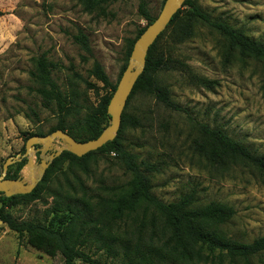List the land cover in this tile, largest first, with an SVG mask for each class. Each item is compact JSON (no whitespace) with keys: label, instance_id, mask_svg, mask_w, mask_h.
I'll return each mask as SVG.
<instances>
[{"label":"rangeland","instance_id":"rangeland-1","mask_svg":"<svg viewBox=\"0 0 264 264\" xmlns=\"http://www.w3.org/2000/svg\"><path fill=\"white\" fill-rule=\"evenodd\" d=\"M143 1L147 13L156 18L163 0ZM139 3L118 1L105 5L102 11L87 13L77 0H0V174L8 158L24 153L28 134L50 135L58 120L55 108H44L35 92L31 77L35 60L44 58L50 63L51 78L82 107L76 118L81 117L109 91L90 76L93 63L102 67L112 85L120 79L126 41L146 26L138 14ZM197 4L264 44V0H197ZM79 33L88 40V55L73 40ZM167 36L168 30H164L162 53L171 63L168 70L157 74V80L176 108H167L153 97L135 95L122 113L135 117L139 127L123 131V147L136 155L138 162L155 167V172L146 175L159 200L175 202L192 193L197 205H227L235 214L220 229L232 240L250 243L264 236V178L241 166L216 170L197 157L191 146L202 124L222 130L254 155H264V64L229 52L225 39L201 24L193 37L181 44L168 43ZM109 125L110 119L104 129ZM66 148L60 140L49 147L35 146L36 187L45 173L40 161L48 163L52 153L59 149L68 152ZM22 160L25 163L17 180L29 184L28 163ZM22 160L10 165L7 174L15 173ZM84 164L87 172L64 165L37 200H21L4 212L16 221L48 225L58 219L52 210L53 192L59 191L79 205L81 183L86 199L94 205L100 198H112L130 179L113 153H95ZM124 229L128 226L117 232L122 234ZM86 253L100 264H118L96 248ZM0 264L63 262L60 255L50 258L35 250L0 221ZM251 264H264V255Z\"/></svg>","mask_w":264,"mask_h":264},{"label":"trees","instance_id":"trees-1","mask_svg":"<svg viewBox=\"0 0 264 264\" xmlns=\"http://www.w3.org/2000/svg\"><path fill=\"white\" fill-rule=\"evenodd\" d=\"M118 1L125 0H77L87 13L102 11L105 5ZM138 14L146 22V26L139 29L133 39L126 41V63L135 40L155 19L145 10L143 0L138 5ZM198 24L223 37L229 52H237L241 57L264 64V44L250 39L225 20L212 17L200 8L197 0H186L173 15L165 29L168 30L167 42L178 45L192 38ZM163 34L164 31L149 47L144 70L135 82L126 105L135 95L141 94L155 98L167 108H176L168 91L157 80V74L168 70L171 63L170 58H165L162 53ZM73 40L85 54H90L85 35L79 33ZM34 66L31 77L36 84L35 92L44 108H55L58 118L49 134L60 130L81 143L96 139L110 119L107 107L119 79L112 85L102 67L93 63L90 76L109 91L100 97L96 107L87 109L81 117L76 118L82 107L73 96L69 97L60 91L51 78L50 63L44 58H38ZM87 86L95 89L93 85ZM261 90L264 96V77ZM137 127L139 121L135 117L122 113L116 137L97 151L80 158L69 152L61 153L51 162L38 187L30 194L5 197L0 193V221L9 230L25 238L27 244L35 250L50 258L60 255L63 264H100L86 253L92 248L104 252L118 264H251L253 259L264 255V236L250 243H242L228 238L222 232L220 227L235 214L231 207L214 202L197 205L192 193L181 196L175 202L166 203L152 193L146 174L155 172V167L138 162L136 155L126 151L122 143L123 131ZM197 133L191 149L210 167L223 171L241 166L264 178V155H254L245 145L232 140L219 129L200 124ZM33 136L42 137V134H28L25 142ZM95 153L115 154L130 175L126 185L112 198H100L91 205L86 199L85 187L79 183V205L78 201L67 199L59 191L52 193V210L58 219L48 225L34 221H16L4 212L6 207L19 204L21 200H37L44 190L48 191L50 179L61 172L64 165L69 170L75 167L87 172L84 163ZM24 163L25 160H22L16 164L18 170L13 174L8 171L6 178L17 179V173ZM121 226H128V229L119 234L117 231Z\"/></svg>","mask_w":264,"mask_h":264},{"label":"water","instance_id":"water-1","mask_svg":"<svg viewBox=\"0 0 264 264\" xmlns=\"http://www.w3.org/2000/svg\"><path fill=\"white\" fill-rule=\"evenodd\" d=\"M186 0H165L158 16L149 24L141 35L135 40L128 64L122 73L116 89L107 107V114L110 117V125L104 129L94 140L87 142H77L65 132L60 130L52 132L47 136H33L24 145V153L8 158L2 166L0 174V193L5 197L30 194L36 187L37 179L34 170L33 160L35 146L42 145L49 147L55 140H60L66 145V150L72 155L80 158L90 152L97 151L107 142L112 141L120 128L121 116L127 99L133 89L135 82L144 70L146 56L149 47L155 42L157 37L166 29L173 15L177 13ZM63 149H59L50 155V162L59 157ZM26 159L30 172L29 184L20 180L7 179L8 167L15 162ZM50 162L40 161V167L44 173Z\"/></svg>","mask_w":264,"mask_h":264},{"label":"bare ground","instance_id":"bare-ground-1","mask_svg":"<svg viewBox=\"0 0 264 264\" xmlns=\"http://www.w3.org/2000/svg\"><path fill=\"white\" fill-rule=\"evenodd\" d=\"M26 170H28V168H27ZM26 170H25V171H26ZM27 172H28V171H27ZM24 173H25V172H24Z\"/></svg>","mask_w":264,"mask_h":264}]
</instances>
